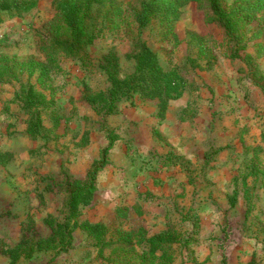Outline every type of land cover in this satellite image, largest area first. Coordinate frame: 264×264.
<instances>
[{
	"label": "rangeland",
	"instance_id": "rangeland-1",
	"mask_svg": "<svg viewBox=\"0 0 264 264\" xmlns=\"http://www.w3.org/2000/svg\"><path fill=\"white\" fill-rule=\"evenodd\" d=\"M53 1L9 0L34 2L13 17L0 8V264L15 248L13 264H264V8L227 31L209 0H175L172 29L153 21L139 30L148 0H105L84 65L61 56L50 67L40 45L53 38ZM139 40L187 87L163 120L137 96L97 114L87 98L108 88L99 59L115 50L131 73ZM92 175L91 200L69 218L73 186ZM84 221L105 232L89 235ZM49 222H67L70 240L50 241ZM163 231L169 250L145 254Z\"/></svg>",
	"mask_w": 264,
	"mask_h": 264
},
{
	"label": "trees",
	"instance_id": "trees-1",
	"mask_svg": "<svg viewBox=\"0 0 264 264\" xmlns=\"http://www.w3.org/2000/svg\"><path fill=\"white\" fill-rule=\"evenodd\" d=\"M222 0H209L214 18L221 21L226 28L236 27L240 21V16L253 15L258 10L264 8V0H258L256 3H250L241 6L231 14H226L221 7ZM34 7L32 3L14 4L9 0H1L0 8L7 10L8 16H19L28 12ZM53 7L58 11V18L53 22L51 30L53 38L42 41L40 51L50 67H56L59 58L67 57L76 59L84 65L85 49L93 44L97 38L99 27L96 23L98 16L103 12L105 0H54ZM0 14V22H1ZM136 24L139 30L145 29L158 21L160 25H167L169 29L179 18V10L175 0H148L141 4L140 10L135 15ZM169 29L161 31L162 35L167 37L171 34ZM228 31V29H226ZM134 54L135 66L131 73L123 74L119 65V58L115 50H109L99 59L98 67L106 75L108 88L99 90L87 98L88 103L97 114L108 116L114 114L117 104L123 98H132L137 96L141 102H152L157 106V117L160 120L165 118L168 104L171 100L179 98L185 88L187 81L181 72L175 68L164 70L159 63L157 53L153 51L145 41L139 40ZM83 63V64H82ZM33 97L32 87L29 88ZM29 98H31L28 95ZM29 112L30 118L37 117L36 108L32 104L24 106ZM29 134H34L33 129L28 130ZM94 176L90 181L84 184L76 183L70 195L69 218L79 215V207L89 203L93 196L95 186ZM231 205H234V199L231 198ZM127 209L119 211L118 217H126ZM83 228L89 235H102L105 232L106 225L103 223L91 224L88 221L82 222ZM51 229L50 241H59L64 243L71 238V231H68L69 224L58 223L54 225L49 222ZM171 231H163L156 236H152L143 249L145 254L155 256L159 250L163 253L169 250L171 244ZM125 251H132L135 245L124 243L119 246ZM162 255V254H161ZM10 264L18 256V250L9 251ZM14 259V260H12Z\"/></svg>",
	"mask_w": 264,
	"mask_h": 264
}]
</instances>
